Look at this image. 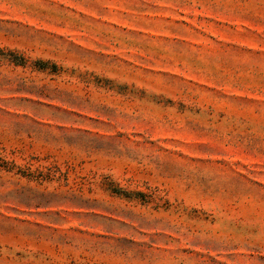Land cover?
Segmentation results:
<instances>
[{
    "label": "rangeland",
    "instance_id": "1",
    "mask_svg": "<svg viewBox=\"0 0 264 264\" xmlns=\"http://www.w3.org/2000/svg\"><path fill=\"white\" fill-rule=\"evenodd\" d=\"M0 264H264V0H0Z\"/></svg>",
    "mask_w": 264,
    "mask_h": 264
}]
</instances>
